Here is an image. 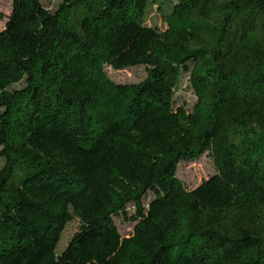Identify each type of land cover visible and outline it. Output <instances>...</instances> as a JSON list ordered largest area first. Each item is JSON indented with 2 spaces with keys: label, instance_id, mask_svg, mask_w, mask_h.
Segmentation results:
<instances>
[{
  "label": "trees",
  "instance_id": "trees-1",
  "mask_svg": "<svg viewBox=\"0 0 264 264\" xmlns=\"http://www.w3.org/2000/svg\"><path fill=\"white\" fill-rule=\"evenodd\" d=\"M0 159V264H264V0H12Z\"/></svg>",
  "mask_w": 264,
  "mask_h": 264
},
{
  "label": "rangeland",
  "instance_id": "rangeland-1",
  "mask_svg": "<svg viewBox=\"0 0 264 264\" xmlns=\"http://www.w3.org/2000/svg\"><path fill=\"white\" fill-rule=\"evenodd\" d=\"M50 10L54 11L57 8L60 0H41ZM12 11V0H0V12H2L6 18L0 20V28H3L7 19V16ZM149 25H158L159 27H165L163 17L159 11L154 8L149 12L148 16ZM107 72L111 79L119 83H137L144 80L147 76V67L138 66L123 70H116L112 67H107ZM178 95L182 100H185L192 105L196 97L191 89L184 88L178 91ZM3 161L0 159V167ZM216 172V167L212 157L206 153L202 157L194 161H183L178 167V177L185 183L188 189H193L198 186L203 180L207 179L210 175ZM118 226L122 235H128L132 229L133 224L123 221L121 218L117 219ZM78 220L72 221L66 227L62 240L60 242L58 251H61L67 245L71 236L78 229Z\"/></svg>",
  "mask_w": 264,
  "mask_h": 264
}]
</instances>
